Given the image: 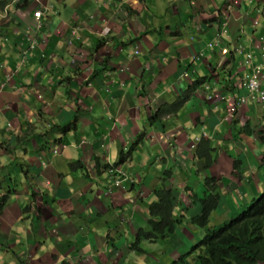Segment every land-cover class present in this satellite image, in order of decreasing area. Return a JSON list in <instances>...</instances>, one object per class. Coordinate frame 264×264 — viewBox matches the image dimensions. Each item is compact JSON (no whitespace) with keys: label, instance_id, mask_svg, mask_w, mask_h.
Segmentation results:
<instances>
[{"label":"crops","instance_id":"crops-1","mask_svg":"<svg viewBox=\"0 0 264 264\" xmlns=\"http://www.w3.org/2000/svg\"><path fill=\"white\" fill-rule=\"evenodd\" d=\"M39 1L58 7V15L45 21L38 47L28 62L21 65L19 61L25 44L23 35L12 36L8 42L0 40V64L4 65H0V91L6 88L0 95V195L8 194L9 198L0 215V241L18 253L35 252L33 258L53 252L61 259L72 249L58 233L71 241L72 234L82 229L83 234L77 235V239L83 241V247L92 249L98 242V247L101 244L103 249H111L104 243L105 234L101 231L99 236L98 229L105 226L117 229L121 225L117 218L120 212L126 210L132 214L135 206L123 192L117 191L114 199L96 198L99 207L92 203V210L103 216L108 211L112 214L101 217L92 227L95 214L86 215L85 211L91 205L89 197L98 190H95L96 182L86 177L96 172L94 160L100 157L98 154H102L105 162L109 147L110 159L117 158L125 140L127 144L133 142L143 128L149 135L157 132L125 166L137 177L135 186L129 188H132L129 196L133 200L143 193L138 203L156 200L153 192L160 187V178L176 165L171 164V160L167 165L158 164L160 155L154 148V138L160 128L156 126L155 130V122L149 115L148 122L139 119L141 113L136 109L141 103L148 104L158 98L172 102L173 91L169 93L167 88L173 87L172 81L185 70L193 50L205 52L208 44L219 39L231 16L235 21L229 33L240 34V24L251 25L256 20L251 16L264 17V0H239L238 6L233 5V0ZM229 7L232 10L229 11ZM261 22L256 31L251 27L246 29L249 44L258 43L251 35L260 33L261 26L264 28V18ZM36 25L31 16H22L20 31L23 33L27 26ZM11 32L8 29V33ZM95 44L97 51L93 48ZM127 45L129 50H126ZM116 46L120 47L118 52H114ZM123 54L131 56L128 64L115 63V57ZM205 54L214 62V54ZM208 64L207 61L202 63L205 68ZM202 65L197 70L205 73L207 69ZM14 66L20 67L19 72L6 86L7 74ZM117 68L120 70H115ZM70 76L77 77L76 82L69 79ZM104 78L111 84L104 82ZM20 88L26 91L21 93ZM104 88L113 89L109 98ZM37 94L44 96L45 101L39 103ZM142 95L145 97L140 100ZM103 113L107 115L100 117ZM119 113L128 119L123 122ZM136 119L147 126L139 127ZM8 121L12 126H8ZM180 121L172 113L166 124L175 128ZM31 123V140L24 141L16 131L23 132L24 124ZM48 129L53 131L48 132ZM63 133L65 135L60 137ZM55 138L59 141H54ZM62 138L67 147L53 154ZM82 141L86 143L80 146ZM147 144H153V148L148 150ZM79 160L86 165L84 169H71V164ZM149 165L151 168L157 165V170H162L158 177H146ZM189 175H192L191 168L188 173L167 174L168 178H175L169 182L175 185L184 183ZM103 179L97 184H102ZM35 193L38 196L31 200V194ZM87 225L94 230L96 240L92 236L86 238L85 230L90 231ZM7 264H16L9 254Z\"/></svg>","mask_w":264,"mask_h":264},{"label":"clouds","instance_id":"clouds-1","mask_svg":"<svg viewBox=\"0 0 264 264\" xmlns=\"http://www.w3.org/2000/svg\"><path fill=\"white\" fill-rule=\"evenodd\" d=\"M233 5L238 6L239 0H233ZM57 8L52 5L42 4L39 0H0V27L2 28L0 29V40L8 42L12 36L18 38L23 35L25 44L19 53L21 65H25L28 62L27 60L31 53L38 47V38L42 35L45 21L52 16L58 15ZM27 9L31 10V12ZM228 10H232V7H229ZM25 15L31 16L36 20L37 25L27 26L25 31L21 33L20 24H22V16L24 17ZM258 15L251 25L240 24V34L231 35L228 25H224L223 33L219 34V39L215 38L213 43H211L217 46V52L212 57L214 62L217 60L216 63L209 61L203 50L195 51L193 48L194 50L190 54V62L185 67V70L180 73L177 79L172 81L174 86L167 88L168 92L169 90L173 91L174 100L172 102L158 98L162 101L158 103L157 99V101L152 100L146 104L140 102L145 96H140L139 102L147 107H143L140 104L136 110L140 113L143 111L147 122L148 115L151 117L156 124H153L155 130L156 126L160 128L159 135L154 138V148L160 155L158 164L160 162L162 165H167L169 160H171V164L176 165V167L168 169L170 170L168 173H160L161 175L163 174V177L160 178L161 185L155 189L153 196L155 199L158 198L156 197L157 191L172 193V219L178 223H174L172 227L170 223L164 221L162 216L157 215L158 211L155 210L153 205L162 203L161 198L150 203L144 200L138 203L137 200L143 194L139 193L135 199L130 200L131 197L129 195L132 188H129L131 185L132 187L135 186L137 177L128 172L125 166L135 158L141 145L157 132L155 131L149 135L147 129L143 128L133 142L122 146L119 151V153L124 154L122 161L112 164L108 151H106L107 159L104 162L100 153L98 154L100 157L94 160L96 172L86 177V179L96 182L95 190H98L97 194L88 196V202L91 205L85 211L86 215L95 214L96 218L92 220V227H95L94 225L97 221H101V217H109V211L106 216H103L102 213L96 214V211L92 210V203L99 207L96 204V198L101 201L103 198L114 199V194L117 191L123 192L129 203L135 206L132 214L126 213V210L123 211L124 213L120 212V217L117 218L121 220V225L117 229H113L111 226L98 229L99 236L101 231L105 234L104 243L111 249H103L101 244L98 247V242L92 249L83 247V241H78L77 239V235L83 234V230L80 229L72 234L71 241L66 236L58 233L60 235L59 238L67 242L72 249L71 252H67L68 255L62 256L61 259H57L53 252H45L41 256H37V254L33 258L35 252L18 253L11 249L8 244L6 246L5 243L2 244L0 241V264H7L8 254L16 264H183L181 259L192 254L186 258V264H192L198 254L192 253L193 247L205 237L204 233L206 232V229H202L194 223V219L202 214V206L199 201L192 203L193 197L196 196L198 200H201L207 193L211 192L212 188H217L220 191L222 196L221 207L211 215L209 220L210 227L218 228L225 223L224 218L227 214H233L237 208L247 201V198L251 195L256 196L264 189V28L261 26L260 33L256 32L251 35L252 39H257L258 43L256 44H249L248 36L246 35L248 27H251L253 31L259 29L258 27L264 17L260 14ZM260 16L262 20L258 22ZM8 29H11V34L8 33ZM46 34L48 35V33ZM138 53L137 50L136 54ZM128 57L130 58L131 56ZM204 61L209 62L206 68L202 65ZM0 65L4 67V65ZM199 65H202L207 71L205 73H202L201 70L198 71L197 67ZM83 68L86 69L85 64ZM19 69V66H14L12 72L7 74L6 86H8L10 81L14 80ZM104 69L105 67L102 69L103 72ZM77 77L73 79L74 77L70 76L69 79H73L72 81L76 82ZM108 77L111 76L108 75ZM5 89L0 91V95L6 92ZM19 91L24 93L26 90L25 88H20ZM37 100L41 103L45 101V98L41 94H37ZM172 113L175 118L181 120L175 128H171L166 124V121L172 117ZM10 121L7 122L8 126L13 124ZM32 125V123L29 125L24 124L22 127L24 129L23 132L22 130L16 131L20 138H24V141L31 140ZM138 125L139 127L147 126H142L140 123ZM52 131L53 129H48V132ZM64 135L63 133L60 137ZM64 139L62 138L61 144L54 148L53 154L61 153L67 147ZM155 140H157V144ZM54 141L59 140L55 138ZM85 143V141H82L80 146ZM146 146L148 150L153 148V144H151V148H148L150 144ZM1 148L2 146L0 145V151ZM233 150H236L237 156L233 159L232 167L234 174L239 175L240 185L230 189L231 182L227 177H222L218 180L209 175H212L211 170L219 157ZM207 152L212 160L210 167L207 165ZM77 162L82 165H78ZM237 164L239 169L235 168ZM85 166L79 160L72 163L70 167L75 170L80 167L84 169ZM156 166L151 168L149 165L148 172L150 174L147 172L146 177L149 175L158 177L159 172L162 170H157ZM200 167H203L204 170L203 194L200 196L196 192H190L193 189L188 187L182 192L180 188L185 187L186 180L189 181L193 178L195 175L194 169L197 174V169ZM189 168L192 169V175L187 176L184 183H178L179 185L169 183L175 178H168L167 174L188 173ZM103 177V183L97 184L100 182L99 179ZM211 179H214L215 182H212ZM221 184L223 188L220 187ZM127 186L129 190H127ZM185 192L190 193L191 203L200 207V212L195 217H189L187 209L182 206L181 200H175V193L182 194ZM263 194L264 192L258 198L253 199L252 203L260 199ZM7 195H0V215L5 204L9 201ZM37 196L38 194L36 193L31 194V200H34ZM83 201L81 205H83ZM230 205L233 206L232 211L226 210L222 212L225 206L230 209ZM217 214L224 217L221 222H218L215 218ZM89 226L87 225L86 227L88 228ZM189 227L195 230L193 231L194 233L197 232L193 238L182 233V229ZM85 231L86 238L92 236L96 240L91 226L90 231L89 229ZM183 238L186 240L189 238L191 241H195L196 244L190 248L188 253L181 255L179 261L169 263L172 253L177 251L178 248L185 246L183 245L185 241H181ZM159 243L166 246L170 252H162V255L157 254ZM153 246H155L154 250L152 249ZM161 248L160 246V250ZM134 255L146 258L140 260ZM155 255L159 256V258L155 257ZM133 260L135 262H131ZM256 261L255 264H264V252Z\"/></svg>","mask_w":264,"mask_h":264},{"label":"trees","instance_id":"trees-1","mask_svg":"<svg viewBox=\"0 0 264 264\" xmlns=\"http://www.w3.org/2000/svg\"><path fill=\"white\" fill-rule=\"evenodd\" d=\"M234 21L235 18L232 17L228 24L229 29L233 27ZM205 52L209 55L215 54L217 46L208 44ZM206 159L210 167L212 160L208 152ZM237 166L239 167L237 164L235 168H238ZM211 181L215 182L214 179ZM157 193L156 197L161 198L162 203L155 204L153 207L158 211L157 215L162 216L164 221L173 227L174 223H178L172 219L173 195L166 191H157ZM197 201L202 206V214L194 219V223L206 229V232L205 237L193 247L192 253L198 254L192 264H255L264 252V194L254 201L246 212L238 214L218 228L210 227L209 220L211 215L221 207L220 191L212 188L211 192L201 200L194 196L192 203ZM190 255L192 254L183 257L181 263L186 264V258Z\"/></svg>","mask_w":264,"mask_h":264},{"label":"rangeland","instance_id":"rangeland-1","mask_svg":"<svg viewBox=\"0 0 264 264\" xmlns=\"http://www.w3.org/2000/svg\"><path fill=\"white\" fill-rule=\"evenodd\" d=\"M61 11V10H60ZM61 13H62V11H61ZM251 18H253V19H255L256 17H254V16H251ZM262 20V17H260L259 19H258V22H260ZM247 23H248V21H247ZM99 39H97V41H98ZM97 44H95L94 46H93V48H94V51L96 50L97 51ZM119 49H120V47L119 46H116L115 47V50H114V52H118L119 51ZM130 49V46L129 45H127L126 46V50H129ZM130 58L126 55V54H123V55H121V56H116L115 57V60H114V62L115 63H119V62H126L127 64H128V60H129ZM64 64L65 65H67V62L65 61L64 62ZM127 64H124V66L127 68ZM131 65H132V63H130ZM111 67L112 68H114L112 65H111ZM133 68V67H132ZM115 70H117V71H119L120 70V68H117V69H115ZM125 70V69H124ZM125 71H127V70H125ZM105 74V73H104ZM103 74V75H104ZM127 74H128V72H127ZM105 80H104V82L105 81H108V83H110L111 84V82H110V80L109 79H106V78H104ZM204 89V88H203ZM56 90V89H55ZM77 90L79 91V89L77 88ZM104 90H105V94L107 95V98H109L110 97V94H111V92H112V88H104ZM52 94H53V92H52ZM47 95H49L48 93H47ZM108 113V112H107ZM107 113H103V114H100V117L101 116H103V115H107ZM121 114L119 113V115L118 116H120ZM119 118H122V121L124 122V120L125 119H128V118H126V117H124L123 115H121ZM131 119V118H130ZM139 119H146V116L144 115V113H143V111L141 112V117L139 118ZM117 121H118V118H117ZM138 119H136L135 120V122L136 123H138ZM128 122V121H127ZM73 124V126H75L76 124H75V122L74 123H72ZM113 125V124H112ZM127 132V131H126ZM127 141L128 140H125V142H124V144L123 145H126L127 144ZM108 145V144H107ZM148 148H151V145L150 146H148ZM106 150L108 151L109 150V147H107L106 148ZM237 156V152H236V150H233L232 152H227L224 156H221V157H219V159L216 161V163H215V165L213 166V168H212V170H211V174L213 175H209V176H211V177H215V178H217L218 180L220 179V178H222V177H227V179H229V181L231 182L230 184H231V186H230V189H234L235 188V186H239L240 185V182H239V180H238V176L239 175H236V174H234V171H233V167H232V162H233V159L235 158ZM120 159V160H119ZM124 159V154H122V153H119L118 154V157L117 158H115L114 157V159L111 161V163L112 164H117V163H119V161H122ZM194 173H195V175L193 176V178L192 179H190L189 181L188 180H186V184H185V187H181L180 188V190L183 192V190L184 189H186L187 187L188 188H190V189H193V190H190V192H196L198 195H202L203 194V188H202V184H204L203 183V179H204V170H203V167H200V168H198L197 169V174H196V172H195V169H194ZM155 174H157L156 172H155ZM150 176V175H149ZM255 178V177H254ZM149 181H150V178L147 180V182H146V186L149 184ZM199 182V183H198ZM222 182V181H221ZM244 183H246L245 181H244ZM220 187L221 188H223V186H222V184L220 185ZM226 189V188H225ZM223 191H225V190H223ZM264 192V189H263V191H260L256 196H253V195H251L249 198H247V201L241 206V207H239V208H237V210L233 213V214H227L226 216H225V218L224 217H222V216H220V215H218L217 214V216L215 217L216 219H217V221L218 222H221L222 221V219L224 218V221L226 222V221H229L230 219H232V218H234V217H236L238 214H240V213H242V212H244V211H246L247 209H248V207L250 206V204L252 203V201H253V199H256V198H258L259 197V195L260 194H262ZM186 193V194H185ZM185 193H180V194H178V193H175V200H181V203H182V206H183V208L184 209H187V212H188V216L189 217H195L196 215H198L199 214V212H200V207L198 206V205H193L192 203H191V201H190V193H187V192H185ZM19 195H20V193H19ZM156 200L158 201V198H156ZM148 203H150V201L148 202ZM226 210H228L229 212L230 211H232L233 210V206H231L230 205V209H227V207L225 206L223 209H222V212H224V211H226ZM111 213V212H110ZM109 213V214H110ZM108 214V215H109ZM112 214V213H111ZM218 218H220V219H218ZM182 230H183V232H182ZM181 230V232L184 234H186V235H188V236H191L190 238H193L194 237V235L197 233V232H193V231H195L194 229H192L191 227H189V228H185V229H182ZM181 241H185V243L183 244V245H185V246H183V247H181V248H178V250L177 251H175V252H173L172 253V255H171V257H170V261H168L169 263H172V262H174V261H179V259H180V256L181 255H184V254H186V253H188V251L190 250V248L194 245V244H196V242L195 241H191L189 238H187V240L186 239H182ZM159 245L162 247L161 248V250H160V246H157V254H161L162 255V252H170L168 249H167V247L166 246H164V245H161L160 243H159ZM169 246H170V248H171V244L169 243ZM154 247L155 246H153L152 247V249L154 250ZM160 250V251H159ZM172 250V249H171ZM137 259H140V260H144L146 257H143V256H139V255H134ZM155 257H158L159 258V256H156L155 255ZM192 258V257H191ZM192 260V259H191ZM131 262H135V260H133V261H131ZM118 264V263H117ZM159 264H161V263H159Z\"/></svg>","mask_w":264,"mask_h":264}]
</instances>
